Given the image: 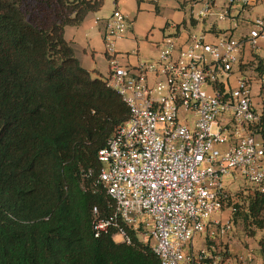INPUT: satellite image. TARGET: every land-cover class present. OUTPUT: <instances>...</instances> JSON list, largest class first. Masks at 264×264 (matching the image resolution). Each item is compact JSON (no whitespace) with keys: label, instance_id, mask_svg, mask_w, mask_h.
Instances as JSON below:
<instances>
[{"label":"trees","instance_id":"obj_1","mask_svg":"<svg viewBox=\"0 0 264 264\" xmlns=\"http://www.w3.org/2000/svg\"><path fill=\"white\" fill-rule=\"evenodd\" d=\"M105 1L0 0V264H160L135 234L127 244L94 229L96 215L115 214L99 151L130 108L109 77L82 67L65 28ZM246 203L225 208L263 232L264 252V193Z\"/></svg>","mask_w":264,"mask_h":264},{"label":"built area","instance_id":"obj_2","mask_svg":"<svg viewBox=\"0 0 264 264\" xmlns=\"http://www.w3.org/2000/svg\"><path fill=\"white\" fill-rule=\"evenodd\" d=\"M230 4L246 10L251 1ZM213 8L205 2L193 15L211 16ZM227 17V10L217 14L219 20ZM127 31L125 16L114 11L104 36L112 58L108 85L123 97L130 118L99 151L103 168L97 182L115 202V214L96 215V236L113 228L117 242L132 244L135 234L160 264H220L196 252L194 241L204 233L215 238L232 231L231 221L212 220L230 198L227 179L242 178L264 193L262 113L254 105L250 78L241 74L231 86L245 50L260 49L264 11L242 37L225 33L210 43L192 33L179 45L175 36H166L157 60L136 71L116 60V42Z\"/></svg>","mask_w":264,"mask_h":264},{"label":"crops","instance_id":"obj_3","mask_svg":"<svg viewBox=\"0 0 264 264\" xmlns=\"http://www.w3.org/2000/svg\"><path fill=\"white\" fill-rule=\"evenodd\" d=\"M213 4V15L199 19L193 14L201 10L205 2ZM246 10L230 4V0H106L98 12L88 14L84 22L78 26H67L65 38L74 48L77 59L88 71H97L104 78L112 73V58L106 52L105 30L108 19L114 11L120 10L128 22L126 36L116 42L118 65L131 70H138L143 63L154 62L158 58L159 44L166 36H175L179 45L189 41L192 33L204 35L207 42H216L225 33L242 37L248 33V25L264 11V0H250ZM227 10L228 17L219 20L217 14ZM252 70L248 71V65ZM262 64V70H257ZM238 71L231 77V86H235L238 77L244 74L259 76L262 94L256 96L253 89V102L260 113L264 112V37L260 40V49H246L242 54ZM153 84L156 77L150 74ZM254 86H256L254 84ZM253 86V87H254ZM226 147H222L225 149ZM235 178L227 179L228 185ZM225 217V215H224ZM223 217V218H224ZM222 219L213 221L227 222ZM260 231V230H258ZM261 232L260 240L263 238ZM252 236V235H251ZM254 236V235H253ZM226 237V236H223ZM259 240V244H260ZM260 252L262 253L261 246ZM264 253V252H263ZM213 262L219 261L212 255ZM220 262V261H219ZM223 264V262H220ZM225 264V263H224Z\"/></svg>","mask_w":264,"mask_h":264},{"label":"rangeland","instance_id":"obj_4","mask_svg":"<svg viewBox=\"0 0 264 264\" xmlns=\"http://www.w3.org/2000/svg\"><path fill=\"white\" fill-rule=\"evenodd\" d=\"M252 65H248V71L252 70ZM255 89L256 96L262 94L260 89V77L248 76ZM230 193V201L237 203L239 206H245L248 195L256 192V188L242 178H235L233 182L228 185ZM225 215V217H224ZM224 217V218H223ZM224 221H231L233 224L232 231L226 236H216L211 238L207 233L198 235L194 241V249L196 252L208 255V258L213 259L214 253L220 258L219 261L223 264H264V253L260 252L259 240L261 232L255 230V235L251 236L248 232V224L239 219L234 221L232 219V210L230 208H223L220 212L213 215L212 219H222ZM254 229V228H253ZM212 262V260H210ZM220 263V262H219Z\"/></svg>","mask_w":264,"mask_h":264}]
</instances>
